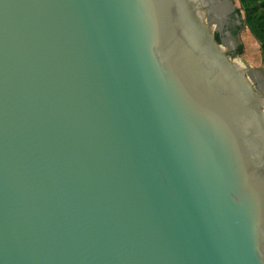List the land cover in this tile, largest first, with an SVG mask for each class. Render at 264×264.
Listing matches in <instances>:
<instances>
[{
  "label": "water",
  "instance_id": "1",
  "mask_svg": "<svg viewBox=\"0 0 264 264\" xmlns=\"http://www.w3.org/2000/svg\"><path fill=\"white\" fill-rule=\"evenodd\" d=\"M235 8L0 0V264H264V89L214 36Z\"/></svg>",
  "mask_w": 264,
  "mask_h": 264
},
{
  "label": "rangeland",
  "instance_id": "2",
  "mask_svg": "<svg viewBox=\"0 0 264 264\" xmlns=\"http://www.w3.org/2000/svg\"><path fill=\"white\" fill-rule=\"evenodd\" d=\"M232 2L235 7L239 6L238 0H232ZM239 18L241 20V17ZM238 25L239 27L234 33L230 32L227 37H224L225 43L223 46L227 49L231 58L234 57V60L246 68V72L249 74L253 84L258 82L264 89V65L262 63L258 41L242 21ZM239 48L240 53H236ZM236 54L239 56L237 57Z\"/></svg>",
  "mask_w": 264,
  "mask_h": 264
},
{
  "label": "trees",
  "instance_id": "3",
  "mask_svg": "<svg viewBox=\"0 0 264 264\" xmlns=\"http://www.w3.org/2000/svg\"><path fill=\"white\" fill-rule=\"evenodd\" d=\"M239 6L235 8L241 21L256 38L259 44L262 63L264 65V0H238ZM219 41L218 33H214ZM240 53V48L236 51Z\"/></svg>",
  "mask_w": 264,
  "mask_h": 264
},
{
  "label": "flooded vegetation",
  "instance_id": "4",
  "mask_svg": "<svg viewBox=\"0 0 264 264\" xmlns=\"http://www.w3.org/2000/svg\"><path fill=\"white\" fill-rule=\"evenodd\" d=\"M222 15V14H221ZM210 17H215L214 12H209ZM221 20V29L220 31H217L218 36H219V41L225 40L224 37H227L230 32H235L237 28L239 27L238 25V20L239 16L236 13L235 9L234 10H227L225 13V17H220ZM238 25V26H237Z\"/></svg>",
  "mask_w": 264,
  "mask_h": 264
}]
</instances>
